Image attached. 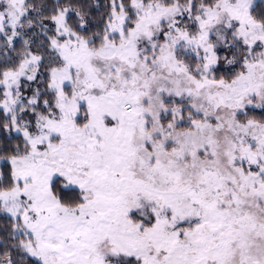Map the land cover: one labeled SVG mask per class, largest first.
<instances>
[{
  "label": "snow or ice",
  "instance_id": "1",
  "mask_svg": "<svg viewBox=\"0 0 264 264\" xmlns=\"http://www.w3.org/2000/svg\"><path fill=\"white\" fill-rule=\"evenodd\" d=\"M0 264H264V0H0Z\"/></svg>",
  "mask_w": 264,
  "mask_h": 264
},
{
  "label": "trees",
  "instance_id": "2",
  "mask_svg": "<svg viewBox=\"0 0 264 264\" xmlns=\"http://www.w3.org/2000/svg\"><path fill=\"white\" fill-rule=\"evenodd\" d=\"M0 223H2V221H0Z\"/></svg>",
  "mask_w": 264,
  "mask_h": 264
}]
</instances>
